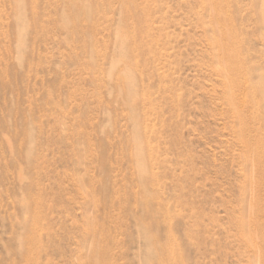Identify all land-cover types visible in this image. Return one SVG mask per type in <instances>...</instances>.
<instances>
[{
	"label": "rangeland",
	"instance_id": "374dc122",
	"mask_svg": "<svg viewBox=\"0 0 264 264\" xmlns=\"http://www.w3.org/2000/svg\"><path fill=\"white\" fill-rule=\"evenodd\" d=\"M263 6L0 0V264H264Z\"/></svg>",
	"mask_w": 264,
	"mask_h": 264
},
{
	"label": "bare ground",
	"instance_id": "6f19581e",
	"mask_svg": "<svg viewBox=\"0 0 264 264\" xmlns=\"http://www.w3.org/2000/svg\"><path fill=\"white\" fill-rule=\"evenodd\" d=\"M218 2V5L222 3V0H216ZM89 11V9H88ZM87 11V13H88ZM81 14V13H80ZM261 19L264 24V6L261 10ZM226 20V19H225ZM227 22V20H226ZM227 25V24H226ZM233 30L229 25H227L225 30L224 39H220V43L223 45V58L227 59L229 62L225 65V68L223 69L226 73V76L230 79V83L234 86V88L239 89L240 88V76L239 74L246 75V78H248L251 74V72L248 69V55L245 53V41L242 39L240 41H235L231 34ZM246 92L248 93L250 99L243 103L241 108H238L239 106L236 104V100L232 99L233 105L232 107L235 110V113L238 115L240 120L245 124L246 122V116H244L245 109L250 104H255L259 102V98L264 95V68L263 72L259 75V79L256 82H253L249 84V87L246 88ZM240 101H242L240 99ZM241 103V102H240ZM259 113L254 116L255 120L261 124V126L264 125V112L258 111ZM246 126V125H245ZM244 128V127H243ZM245 131V130H243ZM243 134V132H241ZM245 133V132H244ZM246 140V139H245ZM248 142V141H247ZM255 146L257 158L258 161L264 160V142L262 140L260 142H257ZM143 149L140 148L138 151L137 157H138V163L141 165L146 162L144 158V153L142 151ZM141 174L143 175L147 170L146 168L140 167ZM259 172L261 174V177H264V169H259ZM157 180V179H156ZM121 221V220H120ZM166 247H168L166 245ZM164 249V247H163ZM165 250V249H164ZM99 254L102 252H98ZM101 260L95 262V264H107L106 261V255L102 256L101 254ZM164 262V261H163ZM178 262V261H177ZM176 263V262H174Z\"/></svg>",
	"mask_w": 264,
	"mask_h": 264
}]
</instances>
